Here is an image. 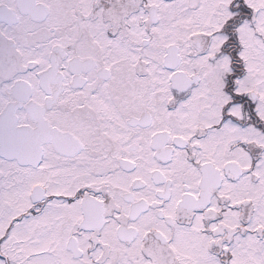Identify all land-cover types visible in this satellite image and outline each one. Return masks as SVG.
<instances>
[{
	"label": "snow or ice",
	"instance_id": "6c2138e0",
	"mask_svg": "<svg viewBox=\"0 0 264 264\" xmlns=\"http://www.w3.org/2000/svg\"><path fill=\"white\" fill-rule=\"evenodd\" d=\"M0 264H264V0H0Z\"/></svg>",
	"mask_w": 264,
	"mask_h": 264
}]
</instances>
